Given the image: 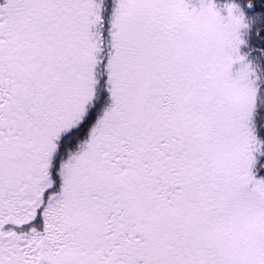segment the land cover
<instances>
[{
	"label": "snow or ice",
	"instance_id": "obj_1",
	"mask_svg": "<svg viewBox=\"0 0 264 264\" xmlns=\"http://www.w3.org/2000/svg\"><path fill=\"white\" fill-rule=\"evenodd\" d=\"M0 264H264V0H0Z\"/></svg>",
	"mask_w": 264,
	"mask_h": 264
}]
</instances>
